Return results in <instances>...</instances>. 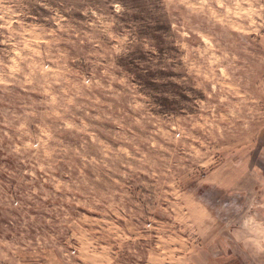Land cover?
<instances>
[{
  "label": "rangeland",
  "instance_id": "1",
  "mask_svg": "<svg viewBox=\"0 0 264 264\" xmlns=\"http://www.w3.org/2000/svg\"><path fill=\"white\" fill-rule=\"evenodd\" d=\"M0 264H264V0H0Z\"/></svg>",
  "mask_w": 264,
  "mask_h": 264
}]
</instances>
